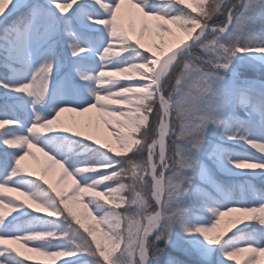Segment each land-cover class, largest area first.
Masks as SVG:
<instances>
[{
	"label": "snow or ice",
	"instance_id": "1",
	"mask_svg": "<svg viewBox=\"0 0 264 264\" xmlns=\"http://www.w3.org/2000/svg\"><path fill=\"white\" fill-rule=\"evenodd\" d=\"M0 64V264H259L264 0H0Z\"/></svg>",
	"mask_w": 264,
	"mask_h": 264
},
{
	"label": "rangeland",
	"instance_id": "2",
	"mask_svg": "<svg viewBox=\"0 0 264 264\" xmlns=\"http://www.w3.org/2000/svg\"><path fill=\"white\" fill-rule=\"evenodd\" d=\"M195 6V5H194ZM125 23H128V18H125ZM4 68L2 66V64H0V72H3ZM95 115H96V110L92 109L89 113H84V114H80V113H64L62 114V118L64 119H70L72 116H76L78 119H87L89 116L93 117V127H94V123H95ZM93 134H95V132L93 131ZM53 135V139L52 140H48L47 138H45V140L43 141L47 146H48V150H50V152H55L58 153V158H62L64 156V154L61 152V148L62 146L65 144L64 142H68L69 140L72 141H76V137L73 136V134H69V133H64L62 131H58ZM100 139L104 140L107 143H110L112 146L117 147V149L119 148L118 144L115 142L114 138L107 136L106 134H100L99 137ZM54 145V149H51L49 146L50 145ZM72 144V145H71ZM73 144L71 141H69L67 143V147L69 148H73ZM81 145V150L85 151L84 145L83 144H79ZM76 146L77 143H76ZM237 148V150L243 151L244 149L240 148V146H234ZM34 151H36L37 156L40 157L41 161L44 160V156L43 153H41L38 149H34ZM4 152V147L3 145H0V154H2ZM257 154H259L257 152ZM26 163H28L32 168H39V165L37 164V162L35 160H33L31 157L27 158ZM58 166H56L53 171L50 173V178H55V176L58 174ZM222 179H231V180H236V181H243L246 179H251L252 182L254 184H256V186L258 188L264 189V179H260L259 177L257 178H250V177H245L243 175H239V176H226L224 174H220ZM249 195H251V193H248ZM87 202V199L85 198V203ZM77 208L81 211H83L82 207L80 205H77ZM22 220L26 219V217H22ZM228 217H225L224 221L222 222V225L220 226L221 228L224 226V224L227 222ZM254 225H252L251 223L249 224V226L247 227L249 230L248 232L252 231V227ZM242 228L244 226H241ZM234 230V229H233ZM245 230V228H244ZM219 231V229H218ZM230 234V233H228ZM26 256H31L33 257V259L31 261H29V264H46V262L51 261L50 257H46V256H42L38 253L35 252H27V250H25ZM219 255V252H217V256ZM250 254L247 252L241 253L239 255V258L237 261H233L232 264H241L242 261L246 260L248 258ZM63 259H65L64 257L61 258H57L56 260V264H62ZM259 264H264V255L261 256Z\"/></svg>",
	"mask_w": 264,
	"mask_h": 264
},
{
	"label": "trees",
	"instance_id": "3",
	"mask_svg": "<svg viewBox=\"0 0 264 264\" xmlns=\"http://www.w3.org/2000/svg\"><path fill=\"white\" fill-rule=\"evenodd\" d=\"M248 73H249V77L250 78H253V79H259L261 78L262 76H264V70H259V69H255V68H249L248 69ZM71 141L73 144V148H69L67 147V143ZM68 142H64L65 144L62 146V148L60 149L61 152L64 154V155H69V154H72V153H78L79 155H73V159L74 160H77V159H81V158H84L85 156L88 155V152L85 150H81V145H79L77 143L78 146H76V143L72 140H69ZM54 145H56L55 143L53 145H50L49 147L51 149H54ZM72 145V144H71ZM125 195H127V193H125ZM249 229L248 228H245V231H248ZM159 244V247L161 249H163V251L161 252H157L156 253V257L153 261V264H164L165 260L167 259V255L169 252H172V251H175L174 249H172L170 246H166L165 242L162 240L160 242H158Z\"/></svg>",
	"mask_w": 264,
	"mask_h": 264
},
{
	"label": "bare ground",
	"instance_id": "4",
	"mask_svg": "<svg viewBox=\"0 0 264 264\" xmlns=\"http://www.w3.org/2000/svg\"><path fill=\"white\" fill-rule=\"evenodd\" d=\"M173 27L175 28V25H173ZM176 33L177 36L179 37H183L184 33L180 32L179 29H176ZM173 38L172 37H164L163 40L160 37H146L144 39V43L146 44V46H153L154 42L155 43H163L164 47H168L170 45V43L172 42Z\"/></svg>",
	"mask_w": 264,
	"mask_h": 264
}]
</instances>
